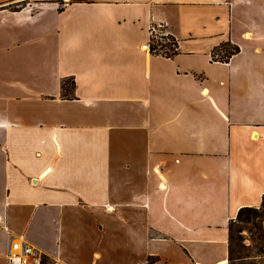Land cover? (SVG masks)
<instances>
[{"label":"crops","instance_id":"0c3cea01","mask_svg":"<svg viewBox=\"0 0 264 264\" xmlns=\"http://www.w3.org/2000/svg\"><path fill=\"white\" fill-rule=\"evenodd\" d=\"M263 194L264 0L0 4V264H226Z\"/></svg>","mask_w":264,"mask_h":264},{"label":"trees","instance_id":"16d2710c","mask_svg":"<svg viewBox=\"0 0 264 264\" xmlns=\"http://www.w3.org/2000/svg\"><path fill=\"white\" fill-rule=\"evenodd\" d=\"M176 46V40L168 33L166 36H162L161 39L154 38L152 34L149 35L148 48L152 53L171 56L176 52ZM237 51L238 47L236 45L224 42L214 47L210 56L213 60L227 61ZM68 80L63 79L61 81V90L65 96L70 93L71 87L74 85V81L70 80L71 87L68 88ZM263 221L264 194L261 197L259 206L240 207L235 217L228 221L226 264H264ZM243 230L246 232L244 235L241 233ZM256 257L261 260L257 261ZM44 263L45 257L42 256L40 264Z\"/></svg>","mask_w":264,"mask_h":264},{"label":"built area","instance_id":"2783aa9c","mask_svg":"<svg viewBox=\"0 0 264 264\" xmlns=\"http://www.w3.org/2000/svg\"><path fill=\"white\" fill-rule=\"evenodd\" d=\"M152 34L154 38L161 39L166 36V28L162 23L150 26L149 35ZM42 254L41 252L30 244L19 241H12L7 252V259L10 264H40Z\"/></svg>","mask_w":264,"mask_h":264},{"label":"rangeland","instance_id":"374dc122","mask_svg":"<svg viewBox=\"0 0 264 264\" xmlns=\"http://www.w3.org/2000/svg\"><path fill=\"white\" fill-rule=\"evenodd\" d=\"M28 0H0V4H4V7H9V8H16L20 5L25 4V2ZM67 86L68 88L71 87V83L70 80L67 81ZM243 235L246 234L245 230H243L241 232ZM246 242H248V240H246ZM259 257H256V260L260 261L261 259H258Z\"/></svg>","mask_w":264,"mask_h":264}]
</instances>
